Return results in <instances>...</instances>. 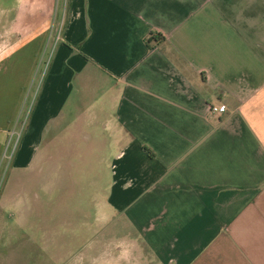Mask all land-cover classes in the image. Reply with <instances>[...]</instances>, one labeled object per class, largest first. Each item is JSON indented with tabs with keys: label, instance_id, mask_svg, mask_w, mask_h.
<instances>
[{
	"label": "crops",
	"instance_id": "1",
	"mask_svg": "<svg viewBox=\"0 0 264 264\" xmlns=\"http://www.w3.org/2000/svg\"><path fill=\"white\" fill-rule=\"evenodd\" d=\"M26 1L42 42L59 0ZM65 14L31 112L48 161L33 175L92 203L86 256L264 264V0H68Z\"/></svg>",
	"mask_w": 264,
	"mask_h": 264
},
{
	"label": "rangeland",
	"instance_id": "2",
	"mask_svg": "<svg viewBox=\"0 0 264 264\" xmlns=\"http://www.w3.org/2000/svg\"><path fill=\"white\" fill-rule=\"evenodd\" d=\"M27 2L0 0V264H94L85 254L96 241L86 225L93 218L92 203L71 198L69 185L47 191L44 174L33 175L37 168L46 169L48 161L45 130L39 142H32L35 128L29 125L31 112L48 57L67 21L68 0L54 5L56 9L60 3L63 11L54 9L44 22L42 42L32 37L33 26L42 17L40 12L31 15L32 6ZM31 153L34 158L26 165L16 160ZM46 203H50L48 208ZM70 213L74 216L68 217ZM28 235L37 244L31 248L35 254L31 257ZM47 251L52 256L41 254Z\"/></svg>",
	"mask_w": 264,
	"mask_h": 264
},
{
	"label": "built area",
	"instance_id": "3",
	"mask_svg": "<svg viewBox=\"0 0 264 264\" xmlns=\"http://www.w3.org/2000/svg\"><path fill=\"white\" fill-rule=\"evenodd\" d=\"M226 109V105L224 103L220 104H211L209 105V111H224Z\"/></svg>",
	"mask_w": 264,
	"mask_h": 264
}]
</instances>
